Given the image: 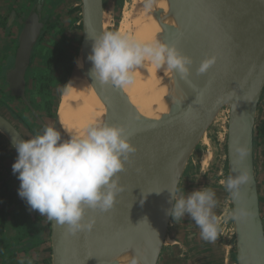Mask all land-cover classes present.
<instances>
[{"label":"water","instance_id":"water-1","mask_svg":"<svg viewBox=\"0 0 264 264\" xmlns=\"http://www.w3.org/2000/svg\"><path fill=\"white\" fill-rule=\"evenodd\" d=\"M146 1L153 3L151 14L160 27L157 40L191 58L189 74L182 77L168 69L163 75L165 109L156 118L143 115L128 101L126 109L115 87L89 78L105 104L103 121L122 127L136 151L118 173L124 191L117 194L114 206L106 212L86 209L84 222L91 223L90 230L70 235L66 226L49 221V262L131 264L135 258L139 264H158L172 221L168 214L174 204L170 191L179 194L194 155L221 120L220 115L227 113V177L245 171L250 176L240 186L239 201L229 193L230 210L242 206L248 211L243 219H231L236 262L264 264L255 142L264 92V0H163L165 8L158 6L160 0ZM43 4L44 0H37L26 16L18 19L23 28L3 91L28 108L44 129L47 125L42 114L32 106L27 92L33 49L45 24ZM246 9L252 19L245 15ZM105 11V0H80L77 58L81 57L84 65L81 75H85L92 48L90 36L106 31ZM204 62H209L207 70L198 72ZM13 120L0 111V135L9 145L14 138H30ZM240 147L246 149L243 158L237 151ZM198 233L189 232L190 248L197 246Z\"/></svg>","mask_w":264,"mask_h":264},{"label":"clouds","instance_id":"clouds-1","mask_svg":"<svg viewBox=\"0 0 264 264\" xmlns=\"http://www.w3.org/2000/svg\"><path fill=\"white\" fill-rule=\"evenodd\" d=\"M151 7V4H147ZM91 52L87 59L92 68L89 75L101 84L121 87L130 82L131 70L146 60L157 70L164 68L178 72L182 77L189 74L190 57L181 54L174 46L162 40L142 43L119 32L105 31L94 36ZM204 62L198 72L207 70ZM61 131L46 126L42 133L24 139L14 138L10 145L17 152L12 171L20 181L18 195L30 210L38 211L48 221L66 226L70 235L90 230L91 223L84 222L86 209L106 212L111 209L118 193L124 191L118 173L125 168L131 154L136 151L124 129L103 120L92 122L83 129L64 128ZM241 158L246 149H237ZM250 176L247 171L238 176H228L221 184L235 201L241 199L240 186ZM174 204L168 214L178 222L188 214L200 229L201 238L215 241L220 229L221 218L213 213L217 200L210 188L177 195L170 191ZM225 220L243 219L248 215L244 207L225 209ZM18 264H33L31 258L21 257ZM131 264H139L132 259Z\"/></svg>","mask_w":264,"mask_h":264},{"label":"rangeland","instance_id":"rangeland-1","mask_svg":"<svg viewBox=\"0 0 264 264\" xmlns=\"http://www.w3.org/2000/svg\"><path fill=\"white\" fill-rule=\"evenodd\" d=\"M133 0H114L111 3V0H105L106 2V14L109 17V22L106 24V31L111 32H119L121 34L126 35L125 27L127 25V11L130 10ZM2 0H0V3ZM44 4L46 7L44 8V14L49 15L50 21H56L62 25L64 28L65 34L68 35L69 39L65 42V46L68 49V53L70 55L72 65L69 70H67L66 65H58L55 68L52 84L50 86V94H51V111L49 113H45L44 111H39L38 106L35 104V101L30 100L32 106L37 109L43 117V120L47 126H51V122L56 115L57 105L59 104V99L61 98L62 93L65 90L66 83L68 81L69 76L73 71L74 62L78 56L80 42H81V26H80V0H44ZM130 5V6H129ZM2 7V6H1ZM0 7V9H1ZM112 7V8H110ZM7 9V8H6ZM111 13V14H110ZM53 31V30H52ZM51 31V32H52ZM59 38V35H57ZM11 38L0 36V40L5 42V47ZM48 34L42 41V45H48ZM1 41V44L3 43ZM7 49L2 50L0 53V62H4L7 55ZM41 50V49H40ZM12 51V49H11ZM42 54V53H41ZM40 52L33 59L32 64L37 65L40 63L41 59ZM68 62H65L67 64ZM72 70V71H71ZM2 86V90L5 88L3 82H1L0 87ZM31 86V82H29V88ZM6 91V90H5ZM5 91L0 92V100L4 107H0V111H3L12 119H14V123H17V127L23 131L24 134L28 137H32L29 133H33L34 136L38 133L43 132V128L35 121L32 114L29 110L26 109L20 102L15 99H10ZM28 94L29 91L27 90ZM5 101H9L10 106L13 107V110L16 114L20 116V120L14 117L11 111L5 106ZM221 120L217 121L213 126L210 134L207 136V139L204 141L203 146L196 152L194 155L193 161L189 166V169L184 177V180L181 184L179 194H184L185 196L188 194L186 188L183 183L185 178L189 175V193L199 188H210L215 192V199L217 200L216 207L213 209V213L221 218L220 229L218 232V236L215 241L209 242L205 241L201 238L200 233L196 235V239L201 242L208 243L209 255L207 264H219V261L225 262L224 264H231L229 258L230 255L233 254L231 251L232 248V222L231 219L225 220L224 210H230L229 203V193L225 191L224 186L221 184L222 180H226L227 178V170H226V160H225V143H226V120L227 113L225 115H220ZM8 145L0 135V165L2 168L7 169L9 176H13L15 180H19L17 178L18 174H14L12 171V164L14 163L13 154L8 149ZM257 165L258 167V177L261 178V161H260V146L257 147ZM261 170V171H259ZM11 176V177H12ZM261 182V180H258ZM262 184V183H261ZM264 198V197H263ZM183 225H187L189 223V231L191 230H199V227L195 224L194 221L191 220L188 214H185V217L180 220ZM45 223V222H44ZM46 224V223H45ZM49 230L46 229L44 232V236L46 237V243L43 246L38 247V252L36 257L40 260L48 259L49 250V238H48ZM170 234V232H168ZM171 238L167 237V242H170ZM190 249V248H189ZM206 251V250H205ZM230 252V255H229ZM197 256L196 250H192L189 256ZM205 255V256H207ZM228 258V260H227Z\"/></svg>","mask_w":264,"mask_h":264},{"label":"trees","instance_id":"trees-1","mask_svg":"<svg viewBox=\"0 0 264 264\" xmlns=\"http://www.w3.org/2000/svg\"><path fill=\"white\" fill-rule=\"evenodd\" d=\"M35 1L20 0V5L16 10H27ZM47 34L48 45H42ZM68 39L62 25L56 21H50L49 15H45V24L31 57L33 62L40 52L42 53L41 61L37 65L30 64L28 71L31 80L28 95L30 100L35 101L39 111L45 113L51 111L50 86L55 68L62 64L66 65L67 70L71 68L72 61L64 45ZM65 62L68 63L65 64ZM10 104L6 101L5 106L14 117L20 118ZM255 139L256 146H260L264 164V118L258 119ZM7 173H9L7 169L0 166V264H18L21 257L31 258L33 264H50L49 258L40 260L36 257L38 247L46 243L44 232L49 229V221L38 211L30 210L27 202L18 195L20 181L10 177Z\"/></svg>","mask_w":264,"mask_h":264},{"label":"bare ground","instance_id":"bare-ground-1","mask_svg":"<svg viewBox=\"0 0 264 264\" xmlns=\"http://www.w3.org/2000/svg\"><path fill=\"white\" fill-rule=\"evenodd\" d=\"M132 2L130 10H128L129 7L126 8V35L136 41L150 44L157 40V33L160 31L159 25L151 14L153 3H151V7H147L146 0H133ZM165 5L163 0L158 2L160 7L165 8ZM261 11L264 14L262 9ZM245 12L247 13L245 15L252 19L248 9ZM107 21L109 22V17L105 11L103 26H106ZM85 64L86 68L83 69L85 75H81L80 71L84 68L82 58L79 57L75 60L73 71L71 70L72 73L57 105L56 120L51 122V126L54 123L61 131L64 139L68 138L67 133L64 132L65 127L70 131L83 129L92 122L103 120L105 113V104L95 93L90 80L91 76L88 77L92 64L89 60ZM168 72L166 66L157 70L154 64L147 60L141 66L132 69L130 82L121 87H115L121 95L126 109L129 105L128 101L145 116L156 118L163 112L165 109L163 96L166 92L163 75Z\"/></svg>","mask_w":264,"mask_h":264},{"label":"crops","instance_id":"crops-1","mask_svg":"<svg viewBox=\"0 0 264 264\" xmlns=\"http://www.w3.org/2000/svg\"><path fill=\"white\" fill-rule=\"evenodd\" d=\"M4 2L7 4V3H10V0H2V2L0 3V7L2 6V4ZM9 19H10V16L7 20H9ZM6 30H7L6 28H3V27L0 28V34L5 35L4 31H6ZM10 30L12 32H14L15 36L17 37L16 34H18V32H19V30L17 29V26H12ZM15 36L10 35L9 38H11V39L9 40L7 45L5 47L0 48V53L2 50H5L8 48V50H7L8 61L4 60V62H0V85H1V82L4 83V81H5V73L7 71H6V68H4V66H5L6 62H8L7 64H11V56H9V55H11L12 52L14 51V47L16 44V41L14 40ZM11 49H12V51H11ZM9 57H10V59H9ZM1 88H2V86L0 87V89ZM258 118H264V92L262 94V99H261V103H260L259 110H258ZM5 142H6V140H5ZM7 145L9 146L8 149L14 155L13 160L15 161L17 154L15 153V151L11 148V146L8 143H7ZM260 161H261V169H262V172H260V173L262 176H261V178L258 177V180H261V182L258 181V184H259L258 187H259V192H260V199L262 202L263 197H264V164H263V156L261 153H260ZM225 164H226V162H225ZM258 168H260V167H258V165H257V174H258ZM259 171H261V170H259ZM259 175L260 174H258V176ZM263 225H264V220H263ZM191 231L195 232L197 230L194 229ZM191 231H189V223L187 225H183L182 222H180V221L176 222L172 218V221H171V224L169 227L170 234L168 233V237H170L173 242H166V244L163 248L162 254L159 258L158 264H207L209 262L207 259L209 257V255H207L206 253H209V247H208L209 245H208V243H204V242H201L199 239L198 240L196 239V241L198 242L197 246H192L190 248L189 247V232H191ZM233 243H234V240H233V233H232V245H230V247L232 248L231 251L233 252V254L230 255V252H229V255H230L229 260H230L231 264H237L236 255H235V248H234ZM193 249L196 250L197 256L196 255L195 256H189V250L191 253ZM205 255H207V256H205ZM227 260H228V258H227ZM224 263L225 262H223V261H219V264H224Z\"/></svg>","mask_w":264,"mask_h":264},{"label":"flooded vegetation","instance_id":"flooded-vegetation-1","mask_svg":"<svg viewBox=\"0 0 264 264\" xmlns=\"http://www.w3.org/2000/svg\"><path fill=\"white\" fill-rule=\"evenodd\" d=\"M51 1H54V0H51ZM19 2H20V0H17L16 2L14 0H10V3H7V4L4 2L2 4L1 9H0V28L3 27V28L7 29L6 31H4L5 35L2 34V36H5V37H9L10 35L15 36V33L12 32L10 29L12 26H17V29L19 30V32H18V34H16L17 37L16 36L14 37L16 44L18 43V37H19V34L21 32V29L23 28V25L18 22V19L25 17L27 12L37 3V0L34 2V4L30 8H28L27 10H23V11L16 10V8H18L20 5ZM45 7H46V5L43 4V12H44ZM9 16H10V19L7 20L9 18ZM44 17H45V14H44ZM0 36H1V34H0ZM1 41H3V40H0V48H2L5 45V42L3 41V43L1 44ZM9 56H11V64H7L8 62H6L5 66L3 65L4 68H6V71L14 63V55L11 54ZM9 59H10V57H9ZM5 60L8 61V54L6 55ZM31 64H32V61H31ZM29 82H31L30 79H29ZM4 85L7 86L6 81H4ZM0 92L3 93V90L0 89ZM10 99H12V97ZM5 104H6V101H5ZM183 185L186 188L187 192L189 193V175L185 178ZM170 242H173L172 239L170 240Z\"/></svg>","mask_w":264,"mask_h":264},{"label":"built area","instance_id":"built-area-1","mask_svg":"<svg viewBox=\"0 0 264 264\" xmlns=\"http://www.w3.org/2000/svg\"><path fill=\"white\" fill-rule=\"evenodd\" d=\"M261 216H262V219L264 220V198L261 202Z\"/></svg>","mask_w":264,"mask_h":264}]
</instances>
